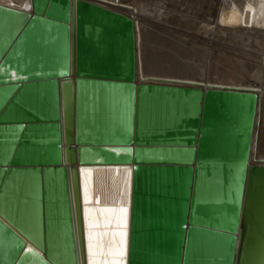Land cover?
Returning <instances> with one entry per match:
<instances>
[{
    "label": "water",
    "instance_id": "obj_1",
    "mask_svg": "<svg viewBox=\"0 0 264 264\" xmlns=\"http://www.w3.org/2000/svg\"><path fill=\"white\" fill-rule=\"evenodd\" d=\"M25 1L0 4V264H264L258 92L136 83L131 18Z\"/></svg>",
    "mask_w": 264,
    "mask_h": 264
},
{
    "label": "bare ground",
    "instance_id": "obj_2",
    "mask_svg": "<svg viewBox=\"0 0 264 264\" xmlns=\"http://www.w3.org/2000/svg\"><path fill=\"white\" fill-rule=\"evenodd\" d=\"M72 1L74 2L75 0ZM97 1L108 4L107 7L131 18L133 21L136 83L143 81L144 83L179 85L178 83L171 82H186L257 91L259 101L257 104L249 164H264V142H262L264 140L261 141L259 139V126L264 123L263 117L261 118L262 99L264 98V66L261 62L263 59L261 55H264V0H193L195 3L192 1V4H194L192 10L194 9L196 14L193 21V29L198 35L194 34L193 30L191 34L193 33L194 35L192 34L191 36H198V45L191 44L192 39L191 42L188 41L189 37H191L190 35H186L187 41H183L182 39V44L190 42L194 47H198L199 50L195 47L198 50L197 52L201 50L200 53H203V56L201 54L198 55L200 59L195 61V63L198 62L196 64L192 60L197 57L193 58L188 53L190 47L187 50L186 46L178 44L177 41L175 43L174 41L179 39L178 35L174 36L170 32V29L166 28L169 30L167 32L162 30L164 28L162 24L165 21L162 19V13L157 12L158 9L164 8V5L172 2V0ZM9 3H12L17 8H21L22 6L29 8L28 2L25 0H0V4L2 5H8ZM124 6L131 7L133 14L125 10ZM156 7L158 9L155 10ZM140 13L145 14L144 18L147 16L146 18L153 23L146 24L139 22L141 19L138 20ZM154 21H159V24L155 25ZM152 29L159 32L163 31L165 35L171 33L169 36L173 34L174 37H172L175 39L172 42L169 40V38H172L168 36L169 38L166 37L168 39L165 40V37L161 38L164 34L161 36L155 34ZM226 43L228 46H226ZM223 44H225L224 48H227L226 50H229V52H224L223 55H219L220 53H218V56H214V48H222ZM146 45H162L164 51L149 56ZM191 48L193 47L191 46ZM191 57L194 65L186 64L185 62L188 63V60L189 63L191 62ZM226 63L233 65L232 71L226 74L219 73L221 72L219 70L218 72L214 71L216 66H225Z\"/></svg>",
    "mask_w": 264,
    "mask_h": 264
},
{
    "label": "rangeland",
    "instance_id": "obj_3",
    "mask_svg": "<svg viewBox=\"0 0 264 264\" xmlns=\"http://www.w3.org/2000/svg\"><path fill=\"white\" fill-rule=\"evenodd\" d=\"M191 1V2H190ZM172 0V2H168L166 5H164V8H162V9H158V7H156L155 8V10L156 9H158V12L157 13H162V19L165 21H163V20H161L162 22H164V24H162V26L165 28H162V30H164L165 32H167V31H169V30H167V29H170V32L171 33H173L174 34V36H177L179 39H177V37H176V39L177 40H175L174 42L176 43V41H177V43L178 44H182L183 43V41H187L186 40V38H187V36H191L192 34H191V32H193V21L195 20V12H194V9L192 10V6H194V4H192V1L193 0ZM177 2V3H176ZM188 3V4H187ZM189 3H191V4H189ZM193 3H195L194 1H193ZM183 5H186V6H183ZM182 6V7H181ZM125 7V10H127L130 14H133V11H132V9H131V7H129V6H124ZM184 8V9H183ZM168 13V14H167ZM144 15L145 14H139V17H138V20L140 19V21L139 22H143V23H146V24H150L152 21L151 20H148V18H146L147 16H145V18H144ZM142 16V17H141ZM146 20V21H145ZM145 21V22H144ZM148 22V23H147ZM155 23V25L156 24H159V21H154ZM153 23V22H152ZM167 28V29H166ZM152 31L155 33V34H158V35H162V34H164V35H162L163 37H161V38H164L165 37V40L166 39H168L169 37H171L172 39H170L169 38V40H174L173 39V34L172 35H170L169 36V34H171V33H169L168 35H165V33L163 32V31H160L161 32V34H159L160 32L158 31V30H155V29H152ZM184 32V33H183ZM188 32V33H187ZM194 34H197V33H195V30H194ZM193 34V35H194ZM182 35V36H181ZM187 35V36H186ZM198 35V34H197ZM197 35H195V37L194 36H191V37H189V40L188 41H192L191 42V44H193V45H198L197 43H198V36ZM169 36V37H168ZM173 36V37H172ZM197 36V37H196ZM166 37H168V38H166ZM193 37V38H192ZM194 38H196L195 40H194ZM182 39H183V41H182ZM185 39V40H184ZM188 39V38H187ZM192 39V40H191ZM181 40V41H180ZM163 41H164V39H163ZM178 41H180V42H178ZM162 42V41H161ZM173 42V41H172ZM190 42H186V43H184V44H182V45H184V46H186L185 48L188 50L189 49V47H190V49H193V50H188L189 52V54L193 57V58H196V59H194V60H192L194 63H195V61H197V60H199L200 58V56L198 57V55L199 54H201L202 56H203V53H200L201 52V50L199 51V52H197L199 49H198V47H194L193 45H191L190 44ZM189 45H188V44ZM162 44H164V43H162ZM141 45H142V43H141ZM188 45V46H187ZM193 47V48H191V46ZM224 46H225V44H223V46H222V48H218V49H220V50H218L217 48H214V56H218V53H220L219 55H223L224 54V52L225 53H228L229 52V50H226L227 48H224ZM226 46H228V44L226 43ZM142 47V46H141ZM194 48H195V50H194ZM142 49V48H141ZM146 49H147V52H148V55L149 56H151V55H153V54H159L160 52L162 53L163 51H164V47L162 48V45H160V46H157V45H155V46H151V45H146ZM218 51H217V50ZM217 51V52H216ZM222 51V52H221ZM216 52V53H215ZM222 53V54H221ZM217 54V55H216ZM141 55V54H140ZM194 55V56H193ZM201 56V57H202ZM262 56V60H261V62H262V64H263V66H264V55H261ZM192 57L190 58V61H191V59H192ZM182 60H183V57H182ZM187 61V60H186ZM191 61V62H192ZM189 63V60H188V63L187 62H185L186 64H193V62L192 63ZM196 63H198V62H196ZM195 63V64H196ZM194 65V64H193ZM226 66V67H225ZM225 66H220L219 65V67L218 66H216V68L214 69V71L215 72H218V70L219 71H221V72H219V73H227V72H229V71H232V67H233V65L232 64H230V63H226L225 64ZM222 68V69H221ZM224 69V70H223ZM223 70V71H222ZM218 73V74H219ZM224 75V74H223ZM261 118H262V120L264 121V98L262 99V107H261ZM262 123V122H261ZM263 126L264 127V123L263 124H260V126ZM259 126V139L262 141V140H264V128L261 126L260 127ZM263 128V129H262ZM261 130V131H260ZM263 131V132H262ZM263 133V134H262ZM262 142H264V141H262Z\"/></svg>",
    "mask_w": 264,
    "mask_h": 264
},
{
    "label": "snow or ice",
    "instance_id": "obj_4",
    "mask_svg": "<svg viewBox=\"0 0 264 264\" xmlns=\"http://www.w3.org/2000/svg\"><path fill=\"white\" fill-rule=\"evenodd\" d=\"M113 151H116L115 149H113Z\"/></svg>",
    "mask_w": 264,
    "mask_h": 264
}]
</instances>
